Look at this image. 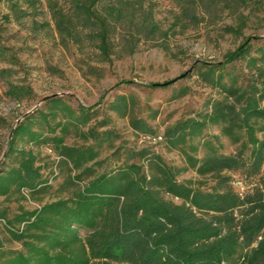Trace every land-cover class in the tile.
<instances>
[{
    "label": "trees",
    "instance_id": "trees-1",
    "mask_svg": "<svg viewBox=\"0 0 264 264\" xmlns=\"http://www.w3.org/2000/svg\"><path fill=\"white\" fill-rule=\"evenodd\" d=\"M48 1L51 6L56 3ZM66 1L68 12L52 8L59 32L70 35L77 28L87 30L105 54L110 34L119 26L132 27L137 34L157 29L140 2L129 5L127 0H110L103 14L97 8L100 0ZM251 39L227 53L223 62L205 65L200 71L220 97L211 100L205 112L177 120L159 136L170 148L187 146L197 151L199 145L191 142L210 126H217L223 136L239 144L237 151L227 154L205 139L202 157L184 151L188 168L215 180L209 191L193 188L190 181H178L180 169L147 150L131 152L128 160L144 158L149 172L144 164L129 161L100 171V146L110 139L111 131L81 132L95 144L68 145L65 133L69 125L76 129L86 125L91 112L83 107L73 109L58 97L46 99L56 110L51 112L53 117L58 111L65 113L56 124L62 135L44 140L70 172L60 185L67 196L21 210L10 219L0 209V219L21 245L20 249H3L0 244V264H264V44L252 53ZM4 59L0 45V61ZM237 61H245L246 73L234 71ZM226 64L231 70L225 71ZM10 72L1 68L0 79H7ZM170 83L147 86L167 87ZM28 91L9 84L8 94L16 99ZM132 105V98L120 95L109 108L126 115ZM30 118L13 129L6 155L13 154L15 162L0 172L1 196L15 190L38 191L47 183L34 153L15 146L16 138L43 139L31 129ZM131 124L139 132L153 133L141 119H133ZM213 138L219 142L218 135ZM236 172L256 179L253 187L236 191L229 174ZM166 195L180 202L168 200Z\"/></svg>",
    "mask_w": 264,
    "mask_h": 264
},
{
    "label": "rangeland",
    "instance_id": "rangeland-1",
    "mask_svg": "<svg viewBox=\"0 0 264 264\" xmlns=\"http://www.w3.org/2000/svg\"><path fill=\"white\" fill-rule=\"evenodd\" d=\"M55 2L51 6L48 0H0V45L5 53L0 69L11 70L7 79H0V172L15 162L13 154L6 155L14 127L30 116L31 129L41 133L43 139L16 138L15 146L34 153L35 164L47 180L38 191L23 189L0 195V209L10 219L21 210H33L67 196L60 185L70 172L51 143L44 140L53 134L62 135L56 124L65 113L58 111L53 117L51 112L56 110L46 103V99L55 97L73 109L83 107L91 112L86 125L78 129L69 125L66 144H95L92 137L85 138L81 132L111 131L110 139L100 146V171L129 161L131 152L147 150L179 168L178 181L212 190L213 177L188 168L184 151L202 157L206 150L201 142L205 139L227 154L237 151L239 144L223 136L217 126H210L191 142L199 145L197 151L187 146L170 148L159 136L177 120L205 112L210 101L220 97L217 89L201 78L205 65L223 62L226 54L247 38H252V53L264 44V0H127L129 5L142 3L143 11L153 17L157 29L137 34L132 27L119 26L110 34L107 54L101 52L87 30L77 28L70 35L61 34L52 8L65 13L69 4L66 0ZM109 3L110 0H100L98 11L106 13ZM234 65L235 72H247L245 61ZM229 70L231 65L226 64L225 71ZM166 82L171 83L167 87L147 86ZM9 84L27 87L29 91L16 99L8 94ZM120 95L133 101L126 115L109 108ZM133 119L143 120L153 133L134 129ZM215 135L219 136L220 147ZM129 162L142 163L145 172H149L144 158L137 156ZM229 174L231 186L239 192L251 189L256 182L239 172ZM165 198L180 202L167 195ZM0 244L3 249L21 248L3 219Z\"/></svg>",
    "mask_w": 264,
    "mask_h": 264
}]
</instances>
